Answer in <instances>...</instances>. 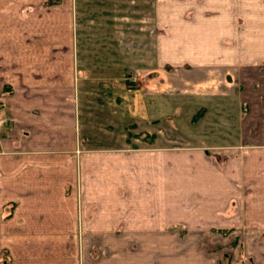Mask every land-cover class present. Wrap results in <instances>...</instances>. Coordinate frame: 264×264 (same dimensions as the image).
I'll list each match as a JSON object with an SVG mask.
<instances>
[{"label": "crops", "instance_id": "crops-1", "mask_svg": "<svg viewBox=\"0 0 264 264\" xmlns=\"http://www.w3.org/2000/svg\"><path fill=\"white\" fill-rule=\"evenodd\" d=\"M40 2L0 0V115L7 111L11 118L9 129L0 134V248L13 241L10 234L17 230L16 234L29 244H89L96 239L98 244H109L110 250H114L111 252L115 264H178L180 256L169 250L167 235L159 229L168 225L163 220L169 211L167 197L172 195L174 214L187 212L181 209L182 200L196 198L199 206L194 213H186V220H197L202 210L205 216L214 218L207 222L216 227L232 228V223H244L250 229L247 232L250 237H242L245 241H253L255 237L259 258H264V18H253L257 23L249 29L251 39L244 40L247 45L250 42L249 47L237 52L232 47L225 49L220 60L216 53L217 35L213 33L216 26L209 24L214 25L215 19H208L205 27L208 41L204 43L201 38L194 39V35L201 37L202 28L185 20L171 25L167 37H161L160 48L166 49L160 57L161 63L185 64L191 68L192 75H180L175 83L186 87V95L205 100L203 116L210 115L211 127L226 115L227 119L223 118L227 121L226 131L234 129L237 133L228 138L225 146L237 148L238 152L228 156L227 165L221 170L202 151L208 146L189 143L191 140L158 146L155 139L141 147L135 142L137 139H126L124 143L129 146L115 145L114 128L121 121V111L125 106L129 108L137 95L133 93L135 87L127 86L129 100L121 102L125 97L120 86L125 80L120 74L121 64L100 58L93 68L102 69L103 74L89 78L90 65L85 59L88 49L81 50V56L78 52L76 58L74 45L69 42L74 18L70 1L65 2L66 7L59 13L56 8L48 12L41 10ZM26 5L35 8L25 12ZM188 36H193L195 41L187 44ZM119 48L118 45L116 49ZM258 60L263 65H253ZM238 64L241 71L234 72ZM201 68H208L211 75L204 78L197 75ZM211 68H225L223 91L213 75L216 70ZM152 82V77H143L145 91L150 94H153ZM90 98L97 101L101 113L109 118L96 119L84 112ZM104 127L111 131H104ZM134 133L137 137L139 132ZM87 135L93 137L86 138ZM171 147L184 149H165ZM244 148L245 151H239ZM174 165V170L170 169ZM170 184L175 188L173 192H168ZM213 191L216 195L211 200ZM202 194L209 200H200ZM92 203L96 204V210L90 217ZM230 203H238L239 209L230 219L224 215L223 221H216L222 216L224 206L225 212L231 211ZM12 211L15 222L11 223L15 225L10 226ZM79 226L96 235L80 236ZM118 226L126 227L128 234L113 230L112 236L100 235L99 229ZM142 228L152 230L149 235L138 236L137 230ZM157 229L159 232H154ZM16 242L23 243L20 239ZM135 243L146 245H141V252L130 247L124 256L122 248L118 250L121 244ZM154 244L160 247L152 248ZM36 249L21 251L28 252L25 256H37L39 261L47 251L50 255L56 250ZM66 250L67 257L69 249Z\"/></svg>", "mask_w": 264, "mask_h": 264}, {"label": "rangeland", "instance_id": "rangeland-1", "mask_svg": "<svg viewBox=\"0 0 264 264\" xmlns=\"http://www.w3.org/2000/svg\"><path fill=\"white\" fill-rule=\"evenodd\" d=\"M66 1L68 0H41L40 7L41 10L45 12L56 8L55 11L59 13L62 7H66ZM69 1L74 16L72 39L69 42L74 45L76 58L78 57V52L79 56H81L83 54L81 50L88 49L89 52L86 54L85 59L89 61L90 65L87 68L89 78H91L92 75L103 74L102 69L93 68V64L98 60L114 61L115 63L119 62V64H121L119 68L120 74L122 78H125L120 84L123 89L121 94L125 96L121 99V102H127L129 100L126 90L127 86L135 87V91L134 88L130 89H133V93H137V95L134 96V100L129 105L130 111H128L129 108L125 106V104H122V106L125 107L124 111H121V121L119 125H117L119 127L115 126L114 128V133L116 134L114 137L116 141L114 142L115 145H119L121 148L129 146L124 143L126 139H130V141L137 139L135 142L141 147H144L146 143L153 142L155 139H157L155 144L158 146L163 144L171 146L172 143H178V140L182 141V143H187L186 140H191L189 143L198 146H208L207 148H202V151L208 155V158H210L212 162H215L221 170H224L227 165L226 159H228V156L232 152H234V154L238 152L237 148H226L225 144L228 142V138H233L237 133L234 132V129L226 131L228 130L226 128L227 121L223 119H227L226 115L219 118L218 124L214 125L216 128L211 127V117L208 114L202 115L200 121L199 119L193 121L192 118L195 111L200 110L202 107H207V103L204 99H199L196 95H186L185 93L188 92L186 87L175 83L176 78L180 75H192L190 74L191 68L188 65L176 66L163 65V63H161L160 57L165 55L163 52L166 50L165 47L163 49L160 48L161 37H167L166 34L170 31L171 25L174 23L177 25L178 21L182 22L185 20V22L188 23L194 22L197 26L202 28L201 37L194 35V39L197 40L201 38L200 40L204 43L208 41V31H206L205 28L208 25V19H215L216 23L214 25L212 22L209 24L211 27L216 26V31L213 33L217 35L216 53L218 54L217 59L220 60L222 56H219L225 52V49L228 51L230 47H232L233 50L237 52L243 50L244 47H249L250 42L247 45V42H244V40L251 39L249 32L255 27V23H257L253 18L255 16L264 18V0ZM164 1H170V3L165 4ZM34 8L35 7L32 5H26L24 11L28 12ZM178 12H180L179 17L177 15ZM199 19H201V24H199ZM43 27L44 26H42V28ZM187 39L189 40L187 44H190L192 40L195 41L193 36H188ZM210 41L213 40L211 39ZM115 44L116 47L119 45L120 48L116 49ZM111 47H115V49L111 51ZM219 49H223L224 51ZM201 53L203 54L204 52ZM258 61L259 62H254L253 65H263L260 60ZM119 64H114V66L118 67ZM236 66L239 68L235 69L234 72L238 70L241 71V65L238 64ZM207 69L208 68H201L199 73L197 72L196 74L203 78L208 74L211 75L210 69V72H208ZM205 70H207L208 73H205ZM211 70H216L213 75L217 77V85L218 87L221 86V90L223 91L225 68H211ZM238 75L235 74L236 77ZM143 77L144 79L148 77L153 78V82L150 85L153 94L145 91ZM125 81L126 83H124ZM147 81H149V79ZM209 85L211 86V84ZM161 86L163 90H161ZM210 86L205 87L209 88ZM88 101L89 105L84 107V112L86 113L88 111V116H94L99 119L109 118L101 113L102 107L98 106L94 98H90ZM234 102H237V99H234ZM103 108L109 109L107 106ZM3 116H5L8 121L1 127L0 134H2L1 131L4 129H9L8 126L11 122V118L7 111L4 112ZM155 120L160 121L154 122ZM210 128H212V130H210ZM103 130L111 131L110 129L106 130L105 127ZM134 132H139L136 134L137 137L134 136ZM245 135L247 136L246 133ZM92 137L93 136H86V138ZM161 137H165L162 139V142L160 141ZM184 138L186 139L184 140ZM97 139L100 140L101 137ZM211 144L217 145L209 147ZM165 149H174L178 151L184 148L171 147ZM240 150L245 151L246 149H239V151ZM174 167L175 165L170 167V169L174 170ZM227 171L229 172V169ZM216 173L220 175L221 172L218 171ZM137 182L139 183V180ZM217 183H220V181ZM172 187L173 186L170 184L168 192H173L175 188ZM215 193L213 191V194L210 195L211 200ZM168 198L169 211L167 218L163 220V224L168 222V225L159 229L165 231L162 232L163 235H167L168 239L166 245L169 247V250H172V253L180 256L177 260L178 264H226V262L227 264H264V258L260 259L259 257L261 256L258 255V246L256 242L254 243L255 237L253 241H245V238L242 237L243 235L248 236V233H250V229L247 228L244 223H232V228H227L225 227L226 225H224V227H216V224L207 222L208 219L213 221L214 218H208L204 215L205 213H203L202 210H200V214L197 215V220H186V213H194L195 209L199 206L196 198L188 197L182 200L181 202L184 203V207H181V209L187 212L184 213L181 211L176 214L172 213L175 208L173 201L175 197L169 195L167 199ZM202 198L209 200V197L203 194L199 199L201 200ZM216 199L220 200L219 197ZM236 204L238 203H230V205H228L231 207L232 212L230 209L225 212L224 206L221 210L222 216H219L216 221H223L224 215H227L228 218L232 216V214L234 215L237 209ZM161 205L165 206L166 202H161ZM11 207L12 205L10 208ZM95 210L96 204L92 203L89 210L90 217L94 215ZM12 213L13 211L9 213L10 226L15 225L12 224L15 222L12 220ZM78 213H80L78 218L81 222V211L79 210ZM149 215L150 213H148L147 216ZM139 217H142V215H139ZM121 224H123V222ZM11 230L10 228V232ZM18 230L22 231V229ZM86 230L87 229L79 226L78 234L80 236L84 234V236H89L90 238L96 235L95 233L91 234L90 230H87L88 232ZM99 230L102 232L100 235L103 236H112L114 233L113 230L123 235L122 233H125L126 227L118 226L113 229L102 228ZM149 230L152 229H138L137 234L138 236L149 235L151 232ZM16 231L10 234V236L14 237V239L10 237L13 241L10 240L7 247L4 246L0 248V264H70L71 261H73V264H83V259L84 264H115L113 262L114 253L111 252L114 250L112 248V250H110L109 244H98L96 239L94 240L92 238L91 240L94 241L89 244H29L22 236L19 237ZM154 232L158 233L159 230L157 229ZM126 234L128 233L124 235ZM140 238L141 236L137 237V239ZM16 239L22 240L23 243H17ZM194 239H198V242H194ZM144 244H121L118 250L122 248V255L129 253L130 247L131 249H137L138 252H141L140 247L141 245L144 247ZM156 245L157 244L152 245V248H155ZM157 246L160 247V245ZM42 247H46V249L52 248L53 251L56 249L54 251L55 254L49 255V251H47L46 256L44 257V255H42L43 257L39 258L38 261L36 259L37 256H25L28 252L21 251V249L32 250L34 248L38 250ZM66 249H69V255L67 257L65 254V251H67ZM155 251L156 250H154V252ZM160 252L161 251H157L156 253L159 254ZM109 254L112 256H109ZM231 260L234 262L232 263Z\"/></svg>", "mask_w": 264, "mask_h": 264}, {"label": "trees", "instance_id": "trees-1", "mask_svg": "<svg viewBox=\"0 0 264 264\" xmlns=\"http://www.w3.org/2000/svg\"><path fill=\"white\" fill-rule=\"evenodd\" d=\"M203 111H204V108H201L200 110H198L196 114L193 115V118H192L193 121L198 120L203 115ZM157 121H160V120H155L154 122H157Z\"/></svg>", "mask_w": 264, "mask_h": 264}, {"label": "built area", "instance_id": "built-area-1", "mask_svg": "<svg viewBox=\"0 0 264 264\" xmlns=\"http://www.w3.org/2000/svg\"><path fill=\"white\" fill-rule=\"evenodd\" d=\"M7 121H8V119H7L5 116L0 115V129H1V127H2L4 124L7 123Z\"/></svg>", "mask_w": 264, "mask_h": 264}, {"label": "flooded vegetation", "instance_id": "flooded-vegetation-1", "mask_svg": "<svg viewBox=\"0 0 264 264\" xmlns=\"http://www.w3.org/2000/svg\"><path fill=\"white\" fill-rule=\"evenodd\" d=\"M231 259H232V258H231ZM232 260H233V259H232ZM232 260H231V261H232ZM233 262H234V261H232V263H233Z\"/></svg>", "mask_w": 264, "mask_h": 264}]
</instances>
